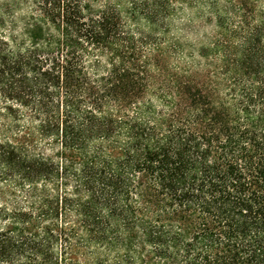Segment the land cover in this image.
Listing matches in <instances>:
<instances>
[{
	"label": "trees",
	"instance_id": "16d2710c",
	"mask_svg": "<svg viewBox=\"0 0 264 264\" xmlns=\"http://www.w3.org/2000/svg\"><path fill=\"white\" fill-rule=\"evenodd\" d=\"M0 264H264V0H0Z\"/></svg>",
	"mask_w": 264,
	"mask_h": 264
}]
</instances>
